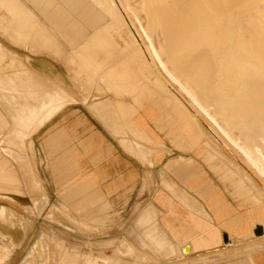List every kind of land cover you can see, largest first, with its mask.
I'll return each instance as SVG.
<instances>
[{
  "label": "crops",
  "instance_id": "crops-1",
  "mask_svg": "<svg viewBox=\"0 0 264 264\" xmlns=\"http://www.w3.org/2000/svg\"><path fill=\"white\" fill-rule=\"evenodd\" d=\"M41 1L0 0V199L27 191L53 200L50 216L69 217L70 208L57 207L69 206L92 215L93 233L107 223L100 237L44 230L70 239L52 264H141L140 255L150 264H264V231L253 234L264 230V202L237 193L238 182L253 188L245 158L176 147L177 136L196 135L189 112L158 84L136 42L115 31L92 37L106 22L99 10L52 18ZM43 53L63 62L76 90L57 81L61 71L46 74L45 56L31 62ZM0 234V264L28 256L43 264L25 245L28 234L17 243L9 228Z\"/></svg>",
  "mask_w": 264,
  "mask_h": 264
},
{
  "label": "bare ground",
  "instance_id": "bare-ground-1",
  "mask_svg": "<svg viewBox=\"0 0 264 264\" xmlns=\"http://www.w3.org/2000/svg\"><path fill=\"white\" fill-rule=\"evenodd\" d=\"M42 1L52 18L84 10L81 0ZM114 2L133 38L141 42L137 44L159 81L187 109L192 107L198 113L199 109L264 182V0H142L139 9L131 12L134 16L144 14L145 32L156 31L159 47L153 50L170 79L157 66L120 0ZM103 8L93 3L88 6L89 10L107 13ZM103 13L105 22L107 14ZM172 81L198 109L185 100ZM263 231L258 225L253 234L259 236Z\"/></svg>",
  "mask_w": 264,
  "mask_h": 264
},
{
  "label": "rangeland",
  "instance_id": "rangeland-1",
  "mask_svg": "<svg viewBox=\"0 0 264 264\" xmlns=\"http://www.w3.org/2000/svg\"><path fill=\"white\" fill-rule=\"evenodd\" d=\"M141 1L142 0H129V1L120 0V2L122 3V5L124 6V8L126 10V13L129 17V19L131 20L132 24L134 25L139 37L143 40L144 44L147 45L149 51L151 52L152 56L154 57V60L157 64V66L159 67V69L165 74V72L161 68V66L159 64V60L156 57L154 50H153V49H156L159 47L156 31L153 34H149L148 32H145L143 30V28L146 26V22L144 20V14L140 13L139 16L138 15L134 16L133 13L131 12V10H134L135 8H136L135 10L139 9L138 4ZM81 3L84 5L83 9L88 8V6L93 3L95 5H98V6L100 5V6L104 7L105 9L104 8L103 9L107 11V13L105 12V14H107V20L103 24L104 26L101 25V26H103L102 28H101V26H99L98 28H100V29L97 31H94L92 37H99V35L103 33V34H106L107 37H110V39H112L113 38L112 35H110V34L108 35V32L115 31V32H118V36H122V38H130L133 40V42L138 41V40L134 39L133 38L134 36H132V34L130 33L126 22L123 20L122 16L120 15L119 11L117 10V5L114 2V0H81ZM260 5L261 4H259V7H260ZM30 15L33 17V19L35 18L32 13ZM31 16H30V19L32 21ZM35 21H36V18L34 19L33 22H35ZM47 34H49V33L47 32ZM0 40L5 41L1 37H0ZM137 43H139V45H140L141 42H136L134 44H137ZM139 45L137 44L135 47H138L140 49ZM10 48L14 49V47H12V46ZM132 49L137 51V48L136 49L132 48ZM15 50L18 51L17 48H15ZM140 51L146 60L147 66L149 65L148 68H149L150 72H152V74H154L155 79L157 80V82H159L158 84H160V86H163L164 88H166L172 94V91L169 90L167 87H165L159 81L156 74L152 71L150 64H149V61L146 58V56L144 55L143 50L140 49ZM19 52H22V51L19 50ZM123 53H128V51L123 49ZM23 54H27V52H23ZM29 56H30L31 62H35L38 57H44L45 56L46 58H48L47 62H49V64H48V69H47L48 71L46 74L48 76H50L51 78H53V72L55 70L61 71L63 78L61 80H59V79L58 80L56 79V80L59 81L60 84L66 90L68 89V91H69L70 88H74L76 90L75 85L70 81V78L67 74L66 68L60 59H57L56 57H52L46 53L40 54L38 56L30 54ZM166 77L169 78L167 75H166ZM172 83L180 91V93L183 95L185 100L188 101L189 103H191L195 108H197V106L194 104V102H192V100L180 89V87L177 84H175L173 81H172ZM175 95L176 94H174V93L172 94L175 102L179 103L180 106H182L183 108H185L189 112V116L191 119V124H190L191 133L195 132V134L199 136V139H198L197 138L198 136L190 134L189 138L187 140H185L181 137V135H179V136H177L178 138L174 143V145L176 147H178L184 151H197V152L200 151L201 153H206L207 156H210L209 152H211V151L224 150V151H228V152H235L229 146V144L223 139V138H225L224 135L222 133H220V131L216 128V126L198 108L197 109H198L200 114L195 109H193L192 107L187 109V106L185 107L179 101V98H177V95L176 96ZM63 97H65L64 94H63ZM74 97L77 100V97L76 96H74ZM80 97L83 100V98H82L83 96L80 95ZM208 122L211 123L212 126L215 127L219 131V134L223 138L216 132V130H214L212 128V126ZM209 128H210V130H212V132L216 136L213 135V133L209 130ZM205 142L207 144H205ZM3 145H4V143L0 142V147H3ZM33 147H34L33 153L35 155V167H36L37 173H38L39 177L42 179V182L44 185L45 180H44L42 166H41L42 160H40L38 158L37 143L35 140L33 142ZM206 147H208V148H206ZM190 153L192 154V152H190ZM235 153H237V152H235ZM237 154H239V156H242L240 152H238ZM207 161H215L220 166L223 165V161L220 159H216V160L210 159ZM239 161H240V165H241V163H243L245 165L244 162H246V164L251 168V170H249L248 173H250V174L252 173L251 175H253V177L256 180L254 178H252L251 175L249 176L247 171L246 172L243 171V175L246 178H248V180L250 181L249 184L251 186H253L252 189L254 191V194L252 193L251 187H248L244 183H240V182H238V184H237V193L239 194V196L240 195L244 196V200L249 204H257L259 202V200H261L260 202H264V182L260 181V179H259L260 176L258 177L256 174L257 171L248 163V161L246 159L240 158ZM257 180H259L261 182V184L258 183L259 181H257ZM46 193H47V190H46ZM12 196H14L15 198L11 197L10 199L9 198L8 199H2V198L0 199V232L4 233L6 228H9L10 230H12L13 234H14V240H13L14 243H17L20 239H22L25 235L28 234V239L25 241V245L26 246H34V250L37 253L36 257L43 264L44 263L45 264H52L53 260L57 256V252L60 251V249L63 247L69 248V246H70V244H69L70 239L69 240L68 239L59 240L56 238H52L54 235L52 237H49V235L47 236V234L44 232V230H48L54 234L60 233V231L62 230L65 232L78 233L79 235H90L92 237H94V236L100 237L103 228L105 226L107 227V223H104L102 221L101 224L99 225L100 228H97V230H99V232L94 231L95 233H93V230H92L93 228H91L89 226L87 227V225H86V224H90V218L92 215L89 216L88 214L78 212V211L74 210L73 207L71 208L69 206H57L60 209L61 208H70L71 215L69 217L62 215L61 213L54 214V216H50V212L52 211L54 206L52 205L53 200L51 199L49 201L48 196H47V200H45V201L40 200V198H41L40 195H37V199H33L32 195L29 194L27 191H24V193L22 195H18L15 193ZM60 198L63 199V196H61ZM108 210H109V207H106L104 212H107ZM33 220H38V223L35 221L33 222ZM43 221H45V222H43ZM54 221H56V222L53 223ZM82 223H85V224L82 225ZM82 227L83 228L86 227V228L83 229ZM87 228L89 230H87ZM73 229H75V230H73ZM0 240L5 243L7 241V237L4 234L3 235L0 234ZM91 240L99 243L98 242L99 239L92 238ZM73 241H75V240H73ZM85 241H89V240H85ZM80 244H82V243H80ZM39 248H40V250H39ZM167 255H168V257L169 256H176L173 254H167ZM28 257L29 258H27L25 260V264H27L28 260L31 259V256H28ZM177 258H179V256H177ZM148 259H149L148 255H140L141 264H150ZM151 264H159V263L153 261Z\"/></svg>",
  "mask_w": 264,
  "mask_h": 264
}]
</instances>
